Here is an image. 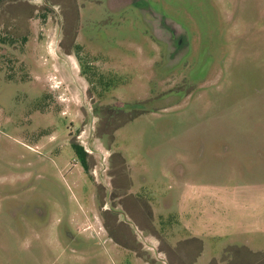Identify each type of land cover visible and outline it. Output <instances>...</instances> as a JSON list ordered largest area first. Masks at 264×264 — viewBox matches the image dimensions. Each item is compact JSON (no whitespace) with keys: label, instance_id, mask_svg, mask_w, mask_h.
I'll return each instance as SVG.
<instances>
[{"label":"rangeland","instance_id":"374dc122","mask_svg":"<svg viewBox=\"0 0 264 264\" xmlns=\"http://www.w3.org/2000/svg\"><path fill=\"white\" fill-rule=\"evenodd\" d=\"M7 1L0 264H264V0ZM207 161L209 198L182 192L177 165ZM131 174L155 234L115 198Z\"/></svg>","mask_w":264,"mask_h":264},{"label":"crops","instance_id":"0c3cea01","mask_svg":"<svg viewBox=\"0 0 264 264\" xmlns=\"http://www.w3.org/2000/svg\"><path fill=\"white\" fill-rule=\"evenodd\" d=\"M192 147H197V150H198V147H201L202 148V152H201V156L199 154V158L200 159H203V155L206 151V156H208V161H209V150H212L214 149V146H192ZM228 148H232V146H227ZM208 154V155H207ZM261 156H263L262 154L259 155V154H256V156L254 157V159L257 161L259 160V158H261ZM207 161V163L205 164V166H199L200 169L204 168L205 171L203 172H199L200 169L197 168V170L195 169V164H185L183 162L179 163L177 165V167L175 168V173L177 175H179V178H178V184H179V187L180 189L182 190V192H186L188 190H191V192L195 193V194H198L197 197H201L202 198H209L208 194L207 193H199L197 191V183H198V178L201 177V176H206L207 179H209L210 181H212L214 175H215V165L213 164V162L209 163ZM206 162V161H205ZM198 167V166H196ZM214 171V173L212 172V170ZM131 173V171H130ZM190 178H189V177ZM195 176V177H193ZM213 182V181H212ZM128 194L131 195V198L130 200L132 201V206H133V210H132V214L133 215H138V216H142L143 217H146V222H149V228L147 227V229H149L150 233L151 234H155L154 233V230L158 229L157 226H156V219H157V211L155 209V200L151 199L149 196H145L143 194H141V191L140 189L141 188H138V184L135 182L134 178H133V175L131 174V177H129V185H128ZM205 186L203 187H200L198 188V190L200 191H205V192H208L207 189L204 188ZM194 188V191H192V189ZM167 204L170 203L168 201V197H164ZM170 198V196H169ZM145 202H142V204L140 203L141 200H143ZM146 199V200H145ZM140 201V202H139ZM147 203L148 206L145 204ZM171 205V203H170ZM154 223V224H153ZM177 223H180L181 222H177ZM155 225V226H154ZM154 227L156 229H154ZM145 230H147L146 228H144ZM189 234V233H188ZM186 239H196V243L199 242L198 245L202 244L201 246L203 247V243H201L202 238L200 236H197V235H186V236H182L180 238V240H178L177 238L176 239H172L171 237L169 238V243H168V248H166L165 250H163L164 252H167L168 254L170 253H175L176 251V248L174 247H171V245H174V243H176L177 241H185ZM203 252V250H202ZM193 261V264H197V261L198 259L195 261V260H192ZM184 263V261L182 260H172V263ZM189 264H192V263H189Z\"/></svg>","mask_w":264,"mask_h":264},{"label":"flooded vegetation","instance_id":"af4514ba","mask_svg":"<svg viewBox=\"0 0 264 264\" xmlns=\"http://www.w3.org/2000/svg\"><path fill=\"white\" fill-rule=\"evenodd\" d=\"M103 111H105L104 113H106V119H112L113 117H114V114H117L116 112H115V110L113 109V107H112V105H109V106H105L104 108H103ZM103 123L104 122H100V125H99V127H98V129L100 130L101 129V127L103 128ZM106 123V122H105ZM103 129H105V128H103ZM83 147V149H84V151H85V159H83L82 157H81V161H82V163H83V165H84V161L85 162H87L88 163V152H89V150H87L86 148H85V146H82ZM111 160H112V167H111V169H112V175H113V177H114V179H115V183H116V187H123L124 186V178H122V179H120L119 180V182H118V177H119V172H118V167L115 165V163H114V161H115V156H114V154H112L111 153ZM89 165V164H88ZM115 166H116V168H115ZM84 169L87 171V169H86V167H85V165H84ZM124 176H125V174H123ZM114 183V184H115ZM119 198V199H121L120 200V204L123 206V210L125 211L124 213L126 214V216H130L135 222H137L136 224H138L137 226H140V228L142 229V230H145L144 228H149V222H146V217H143V215L142 216H138V215H133L132 214V210H133V206H132V201L130 200V198H131V195H129L128 194V192L126 191V192H122V193H118L116 196H115V198ZM140 202V201H139ZM141 204H142V202H140ZM143 205V204H142ZM110 208H105L103 211L105 212V214H108V211H110L109 210ZM116 220H117V222H118V224L117 225H119L120 227L122 226V227H126V228H128V230H129V226H131L130 225V223H128V222H126V221H124V220H120V219H118V218H116ZM106 222V221H105ZM106 226L108 225V223L106 222V224H105ZM142 226V227H141ZM123 230V229H122Z\"/></svg>","mask_w":264,"mask_h":264},{"label":"trees","instance_id":"16d2710c","mask_svg":"<svg viewBox=\"0 0 264 264\" xmlns=\"http://www.w3.org/2000/svg\"><path fill=\"white\" fill-rule=\"evenodd\" d=\"M9 1H12V0H8L7 2H9ZM72 144H73L74 148L76 149L77 153H78L83 159H85V155H86V154H85V151H84L82 145H80V144H78V143H76V142H74V141H72ZM84 165H85L86 169H88V167H89L88 163L84 161ZM170 262H172V261H170ZM181 264H183V263H181Z\"/></svg>","mask_w":264,"mask_h":264}]
</instances>
